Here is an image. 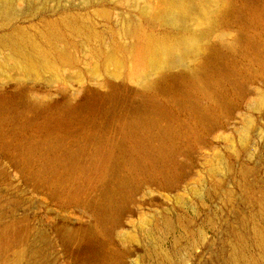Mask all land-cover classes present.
I'll list each match as a JSON object with an SVG mask.
<instances>
[{
  "label": "rangeland",
  "instance_id": "1",
  "mask_svg": "<svg viewBox=\"0 0 264 264\" xmlns=\"http://www.w3.org/2000/svg\"><path fill=\"white\" fill-rule=\"evenodd\" d=\"M213 1L0 0V264H264V0L179 60Z\"/></svg>",
  "mask_w": 264,
  "mask_h": 264
},
{
  "label": "bare ground",
  "instance_id": "2",
  "mask_svg": "<svg viewBox=\"0 0 264 264\" xmlns=\"http://www.w3.org/2000/svg\"><path fill=\"white\" fill-rule=\"evenodd\" d=\"M221 18V0H214L211 6H204L200 11L199 25L201 29L199 33L187 38L184 49L179 55V60L198 58L205 50V39L215 33ZM25 147H27V145H25ZM30 147L28 148L30 149ZM260 237L262 240L264 239L262 233H260Z\"/></svg>",
  "mask_w": 264,
  "mask_h": 264
}]
</instances>
